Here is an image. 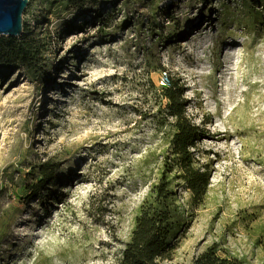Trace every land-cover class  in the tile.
Segmentation results:
<instances>
[{
    "label": "rangeland",
    "instance_id": "374dc122",
    "mask_svg": "<svg viewBox=\"0 0 264 264\" xmlns=\"http://www.w3.org/2000/svg\"><path fill=\"white\" fill-rule=\"evenodd\" d=\"M86 1L28 0L41 75L0 66V264H117L173 164L168 73L207 131L194 153L209 185L194 204L172 179L187 225L166 264L211 244L264 264V0ZM46 156L61 162L57 186L37 198L21 179Z\"/></svg>",
    "mask_w": 264,
    "mask_h": 264
},
{
    "label": "trees",
    "instance_id": "16d2710c",
    "mask_svg": "<svg viewBox=\"0 0 264 264\" xmlns=\"http://www.w3.org/2000/svg\"><path fill=\"white\" fill-rule=\"evenodd\" d=\"M68 6L83 9L88 1L67 0ZM95 5H93L94 7ZM45 38L34 34L23 23L19 37H0V66L23 69L30 76L41 75L40 61L45 53ZM167 74V72L165 73ZM161 95L167 101L166 113L174 129L171 156L177 169L169 177L171 166L165 162L157 181L153 183L141 202L133 219V226L125 242L117 264H166L173 259L179 240L185 232L187 219L177 203V186L186 189L194 204H199L209 185L206 165L197 160L194 149L199 141L207 137L203 126L196 124L185 113V100L180 83L168 73L166 83L161 86ZM56 156H46L29 165V171L21 179V186L32 196L40 197L44 189L56 187L60 165ZM190 264H246L243 260L218 253L216 244H211L199 253Z\"/></svg>",
    "mask_w": 264,
    "mask_h": 264
},
{
    "label": "water",
    "instance_id": "95a60500",
    "mask_svg": "<svg viewBox=\"0 0 264 264\" xmlns=\"http://www.w3.org/2000/svg\"><path fill=\"white\" fill-rule=\"evenodd\" d=\"M28 0H0V37H19L23 33L22 14Z\"/></svg>",
    "mask_w": 264,
    "mask_h": 264
},
{
    "label": "bare ground",
    "instance_id": "6f19581e",
    "mask_svg": "<svg viewBox=\"0 0 264 264\" xmlns=\"http://www.w3.org/2000/svg\"><path fill=\"white\" fill-rule=\"evenodd\" d=\"M230 45H231V46H234L235 44H234V43H231Z\"/></svg>",
    "mask_w": 264,
    "mask_h": 264
}]
</instances>
